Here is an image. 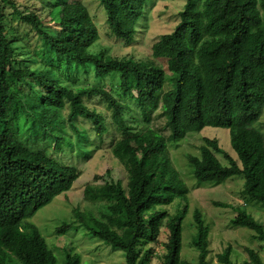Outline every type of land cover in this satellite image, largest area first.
<instances>
[{
	"label": "trees",
	"instance_id": "obj_1",
	"mask_svg": "<svg viewBox=\"0 0 264 264\" xmlns=\"http://www.w3.org/2000/svg\"><path fill=\"white\" fill-rule=\"evenodd\" d=\"M111 34L132 42L147 0H100ZM29 25L39 44L33 53L37 67L18 65L15 44L20 38L6 25L4 9ZM58 19L47 24L35 11L24 12L14 0H0V264H60L38 226L28 219L59 194L69 191L82 170L65 163L46 148H33L25 133L48 137L55 149L67 140L62 123L66 120L76 135L85 136L79 118L87 120L97 137L114 130L112 154L124 166V183L96 174L88 183L85 198L103 201L99 214L75 209L78 226L104 243L125 253V264H152L161 226L167 220L166 253L160 264H209V227L198 209L194 245L199 260L181 257L182 221L188 205L176 215L162 207L189 192L174 166L168 143L185 138L205 127L230 130L237 158L225 153L224 164L217 153L224 152L217 138H204L200 155H188L198 182H222L234 175L245 177L243 194L264 204V134L255 126L264 110V0H186L175 29L160 35L152 45V58L117 57L107 48L93 53L100 40L99 29L87 7L80 1H64L56 7ZM165 60L166 67L158 63ZM94 66L97 78L119 73L117 91L101 85L70 88L62 84L72 68ZM22 82L29 92L18 84ZM135 100L142 115L162 109L169 134L148 127L135 131L125 118L128 103ZM99 98L107 116L85 99ZM68 106L66 117L62 115ZM79 150H84L78 147ZM110 177V170H107ZM219 207L232 204L214 201ZM231 219L235 226L254 230L264 240V226L244 208L237 207ZM73 223L57 228L67 233ZM251 260L262 264L259 254L247 247ZM232 246L217 254L221 264H234ZM63 264H81V255L65 251Z\"/></svg>",
	"mask_w": 264,
	"mask_h": 264
},
{
	"label": "rangeland",
	"instance_id": "obj_2",
	"mask_svg": "<svg viewBox=\"0 0 264 264\" xmlns=\"http://www.w3.org/2000/svg\"><path fill=\"white\" fill-rule=\"evenodd\" d=\"M18 7L24 12L35 11L47 24H54L59 14L57 9L50 8L58 6L64 1H80L89 8L95 23L99 29L100 40L92 47L93 53H98L102 48L117 57H134L137 60H149L152 58V45L162 34L172 32L180 20L179 12L183 9L186 0H147L145 12L137 24V33L132 42H125L111 34L107 12L100 0H14ZM8 16L6 25L12 26L15 34L20 40L15 44L17 51L22 53L19 56L22 67H37L41 63L33 51L39 44L36 33L18 17L11 15L9 6L4 9ZM158 63L164 68L165 60L158 59ZM62 84L76 89L78 87L101 85L108 90L118 92L119 73L109 74L104 79L97 78L94 73V66L87 68H72L68 76H62ZM17 82H14L16 84ZM18 84V83H17ZM18 86L26 93L28 88L20 82ZM117 98L128 103L125 111V118L133 125L135 131H145L151 127L169 134L165 124L166 118L161 108L150 111V121L142 115L135 100L122 97L115 93ZM86 104L95 107L104 113L109 120V111L106 104L99 98L85 99ZM68 106L63 110L62 115L66 117ZM77 124L82 128L83 137L80 143H76V135L69 126L67 118L62 123L63 132L67 140L62 142L59 148L55 149V142L48 137H36L33 134L25 133L27 142L33 148H46L55 157L65 163L77 165L81 170V176L74 182L72 188L57 195L52 202L40 208L28 220L38 226L45 236L47 243L54 250L58 262L64 263L65 251L75 252L81 255V264H125V253L117 248L104 243L91 232L78 226L75 217V209L81 211L91 210L99 214L103 201H89L85 198L84 190L88 183H102L103 180H95L96 174L103 175L104 179L112 178L126 182L127 173L124 166L112 154V140L119 137L114 130L104 136V140L96 136L91 124L79 118ZM264 134V110L263 114L255 124ZM217 138L224 152L217 153L218 158L224 164H229V154L237 158L231 145L230 130L222 127L207 126L201 132H190L185 138L169 142L168 147L172 162L179 171L183 182L188 186L189 192L185 198L179 197L173 203L162 207L167 209L169 215H176L188 205V210L182 221V248L181 257L189 262L196 263L199 260L200 250L194 245L197 228L194 219V211L198 209L205 224L209 227V246L207 260L209 264H221L218 262L217 254L222 252L228 245L232 246L231 259L234 264H243L251 260L247 247L254 249L264 264V240L257 238V233L244 226H235L231 219L237 214V207L244 208L249 214L264 226V204L247 198L242 190L245 177L234 175L222 182H198L192 172V166L188 161V155H200V146L204 144V138ZM84 150H79V148ZM110 170V177L107 176ZM214 201L230 203L233 207H219ZM64 222L73 223L71 229L60 234L57 228ZM167 220L161 226V233L158 242L151 244L155 249V256L152 264H160L162 256L166 253L165 243L168 238Z\"/></svg>",
	"mask_w": 264,
	"mask_h": 264
}]
</instances>
